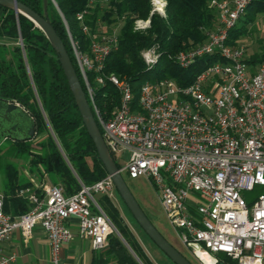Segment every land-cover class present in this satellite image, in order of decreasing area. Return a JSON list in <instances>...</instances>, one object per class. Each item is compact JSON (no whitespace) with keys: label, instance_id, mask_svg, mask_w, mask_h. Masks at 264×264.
Returning <instances> with one entry per match:
<instances>
[{"label":"built area","instance_id":"built-area-1","mask_svg":"<svg viewBox=\"0 0 264 264\" xmlns=\"http://www.w3.org/2000/svg\"><path fill=\"white\" fill-rule=\"evenodd\" d=\"M252 0H211L219 11V23L207 38L176 54L184 67L198 57H221L202 69L188 85L173 77L147 80L135 103L131 81L114 72L105 73V61L117 46V32H92L89 50H80L72 39L89 101L121 171L131 177L146 176L159 191L166 214L183 243L203 264L199 252L210 254L215 264L223 252L236 264H264V56L251 62L246 46L231 43L230 31L246 13ZM161 11L167 0H152ZM84 10L79 13L83 18ZM163 14L164 12L161 11ZM151 18H138L135 28L146 30ZM148 67L160 53L156 47L142 51ZM113 83L120 92L114 114L104 117L95 102L94 85ZM128 152L127 158L123 157ZM24 187L20 194L33 206L12 215L4 209L5 193L0 187V264H12L17 253H2L1 244L15 229L28 238L37 224L50 242V264H64L62 245L73 231L68 224L78 221L82 237H90L97 249L108 245L110 236L121 233L98 200L99 194L115 197V183L107 174L93 184L82 183L77 192L66 194L60 184L42 182Z\"/></svg>","mask_w":264,"mask_h":264},{"label":"trees","instance_id":"trees-1","mask_svg":"<svg viewBox=\"0 0 264 264\" xmlns=\"http://www.w3.org/2000/svg\"><path fill=\"white\" fill-rule=\"evenodd\" d=\"M21 1L37 12H44L43 0ZM210 2L167 0L165 14L152 13L151 0H49L48 8L51 21L71 55L85 90L72 39L80 50L87 51L90 35L83 30L84 23L95 33L112 32L102 29L104 22L119 26V41L108 55L104 71L128 77L137 103L141 85L147 80L173 77L180 84L188 85L202 69L221 58L217 53L204 55L188 67L176 60L178 52L203 42L208 32L218 26L219 11ZM84 10L87 12L80 18L79 13ZM260 13H264V0H252L246 13L231 29L229 41L238 43ZM148 17L151 18L149 28H135L138 18ZM150 47H156L160 53L153 67H148L142 55V50ZM263 56L264 53L255 54L248 60L260 61ZM88 74L102 115L108 117L114 114L120 102L119 90L109 81L97 84L94 81L95 72L89 71ZM0 98L19 102L34 116L37 126L33 139L7 138L0 144V169L6 175V185L1 186L5 193L6 212L19 215L33 206L27 197L20 194L21 188L30 186L41 191L38 185L46 181L62 185L64 192L71 194L80 190L82 183L93 184L108 174L53 44L34 21L2 4ZM93 110L95 112L94 107ZM95 115L97 117L96 112ZM98 123L103 130L99 120ZM98 200L122 235L113 234L109 239L108 252L114 255L117 262L157 264L126 221L114 198L99 194ZM188 258L199 264L195 259ZM222 259L236 264L227 255ZM104 262L101 256L92 264Z\"/></svg>","mask_w":264,"mask_h":264},{"label":"water","instance_id":"water-1","mask_svg":"<svg viewBox=\"0 0 264 264\" xmlns=\"http://www.w3.org/2000/svg\"><path fill=\"white\" fill-rule=\"evenodd\" d=\"M0 4L14 9L18 13H21L34 21V23L45 32L53 44L68 78L83 121L95 142L99 157L103 161L108 174L111 175L114 180L115 187L123 201L130 209L137 222L146 231L150 238L176 264H194L182 251L174 246L154 224L128 185L114 155L106 143L71 55L62 37L59 35L51 21L48 8L49 0H43V13L37 12L21 0H0ZM36 134L37 126L34 116L19 102L0 98V144L7 138L17 140L33 139ZM219 264L227 263L220 261Z\"/></svg>","mask_w":264,"mask_h":264},{"label":"rangeland","instance_id":"rangeland-1","mask_svg":"<svg viewBox=\"0 0 264 264\" xmlns=\"http://www.w3.org/2000/svg\"><path fill=\"white\" fill-rule=\"evenodd\" d=\"M152 3V10L154 8L153 2ZM166 6V5H165ZM165 6L161 8V11L165 14ZM157 11V10H156ZM161 11H157L161 13ZM152 12V11H151ZM102 29L104 31H116L119 32V26L116 24H108L107 22H104ZM239 44L246 46V55L248 57H251L255 54H263L264 53V13H260L257 17V19L251 23L248 27V33L245 35H242L239 38L238 41ZM148 49V48H145ZM143 49L142 51H144ZM129 156V153L126 151L123 153V157L127 158ZM118 163L124 164V162L117 160ZM25 171L27 172V167L25 168ZM123 175L130 186L132 192L138 199L139 203L149 216V218L152 221H163V225H159L156 223V226L162 231V233L166 236V238L174 245L176 246L180 251H182L184 254H186L191 259H195L197 263L203 264L201 260L196 258V256H193L194 254L192 251L183 243L181 240L178 232L170 222L166 211L163 207L161 197L159 194V191L157 190L155 184L151 179H149L146 176H139V177H131L127 170H124ZM6 185V175L4 173V170L0 169V187ZM2 188V187H1ZM264 192L263 186H256L253 191H246V196L252 195L257 196L258 194ZM116 193L118 197L122 200V203H124L125 211L123 209L124 217L127 219V221H136L135 224L137 225V229L140 232L141 241L143 244L148 248L150 256L153 258V260L157 264H176L146 233V231L140 226V224L137 222L136 218L131 213L130 209L127 207L125 202L123 201L121 195L119 194L118 190L116 189ZM155 224V223H154ZM220 258L224 257L225 253L219 252L217 253ZM194 260V261H195Z\"/></svg>","mask_w":264,"mask_h":264},{"label":"crops","instance_id":"crops-1","mask_svg":"<svg viewBox=\"0 0 264 264\" xmlns=\"http://www.w3.org/2000/svg\"><path fill=\"white\" fill-rule=\"evenodd\" d=\"M114 200L123 214V209L125 211L124 203H122V200L118 197L116 191ZM123 216L125 215L123 214ZM127 222L141 241L140 232L135 224L136 221ZM153 222L155 225L157 223L160 226L164 224L163 221ZM68 224L73 231V236L62 245V258L64 264H92L94 260L101 256L105 259L103 264H119L114 255L111 252H108L109 242L105 248L97 249L94 247L93 241L90 237H82L80 235L76 217H72L68 221ZM143 246L149 253L148 248L144 244ZM1 247L2 253L4 254L10 255L14 252L17 253V259L12 264H50V242L47 233L41 224H37L34 227L32 235L28 238L24 235L21 229H15L10 237L2 242Z\"/></svg>","mask_w":264,"mask_h":264},{"label":"bare ground","instance_id":"bare-ground-1","mask_svg":"<svg viewBox=\"0 0 264 264\" xmlns=\"http://www.w3.org/2000/svg\"><path fill=\"white\" fill-rule=\"evenodd\" d=\"M199 255L205 264H215V260L210 254L200 251Z\"/></svg>","mask_w":264,"mask_h":264}]
</instances>
